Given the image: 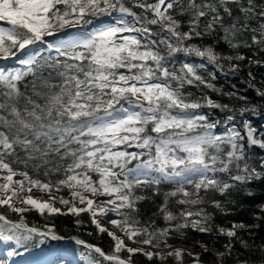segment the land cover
<instances>
[{
    "label": "snow or ice",
    "instance_id": "obj_1",
    "mask_svg": "<svg viewBox=\"0 0 264 264\" xmlns=\"http://www.w3.org/2000/svg\"><path fill=\"white\" fill-rule=\"evenodd\" d=\"M0 25H6L0 26V60L15 59L23 66L14 72L0 68V206L19 214L13 220L0 212V241L28 251L34 237L61 238L47 224L43 230L29 226L24 214L30 211L73 215L77 224L87 214L115 242L111 254L87 245L99 257L90 264H132L138 252L164 259L163 253L127 246L100 218L109 219L128 240L159 247L172 229L142 226L139 203L149 199L142 193L157 196L162 184L172 185L157 213L168 222L182 219L177 229L190 225L203 233L212 229L201 192L225 198H213L211 204L228 214V205L239 206L234 195L252 197L251 184L264 180V157L257 167L246 152L264 151V131L245 119L242 135L228 104L203 94L189 98L185 88L220 92L200 69H222L226 60L235 74L239 62L248 59L241 48L264 52V8L254 0H0ZM218 33L235 55L223 57L211 43H191ZM178 54L200 62H180L177 68ZM248 76L254 80L251 71ZM25 78L30 82L21 91ZM257 95L264 98V91L257 89ZM203 107L229 114L210 120L197 111ZM244 112L255 114V109ZM33 189H67L68 198H59L66 210L55 206V197H21ZM99 197L107 199L98 203ZM257 207L260 215L254 218L264 224V203ZM251 227L239 221L218 231L236 239L238 230ZM239 242L250 247L243 238ZM231 247L217 255L230 254ZM122 250L127 259L119 255ZM18 254L16 248L7 252ZM166 255L179 260L183 252Z\"/></svg>",
    "mask_w": 264,
    "mask_h": 264
},
{
    "label": "trees",
    "instance_id": "obj_2",
    "mask_svg": "<svg viewBox=\"0 0 264 264\" xmlns=\"http://www.w3.org/2000/svg\"><path fill=\"white\" fill-rule=\"evenodd\" d=\"M254 3L258 8H264V0H254ZM136 11H140L136 9ZM187 29V22L185 21L184 30ZM220 34L215 36H207L203 39L194 38L191 43L207 45L211 43L214 49L223 57L229 55H235L236 50L230 48L225 41L219 38ZM248 59L239 62L242 67L241 70L235 74L229 71L230 63L226 60H221L223 65L222 69L215 68L212 65H208L205 69H200V73L210 80L220 92H215L210 89H206L203 86L194 87L185 85L187 93H190L189 98L201 99L202 94L211 97L213 100L221 103L228 104L229 109L232 111L230 114L236 117L235 124L238 129L241 130L242 135L244 130L242 129L243 120L247 119L250 121L253 127L260 131H264V98L257 95V89L264 91V63L259 65L249 63V59L260 60L264 62V52L257 50V48H241L239 50ZM43 55H47L44 52ZM195 62L199 63V58L185 57L183 54H178L176 67L179 68L180 62ZM18 68V67H17ZM17 68L8 69L9 71H15ZM23 68V67H19ZM251 71L254 76V80L248 76V72ZM211 73V75H209ZM214 77V78H213ZM251 80V82H250ZM26 82H30L28 78L20 82L21 91H24ZM2 88V86H0ZM236 93L237 96L223 95L221 93ZM243 96L246 99L240 100L237 97ZM249 108L255 109V114L252 112H244L241 115V109ZM201 114H207L210 120H223L226 113L220 109H212L203 107L197 110ZM223 127L219 128V131H223ZM246 152L251 157L252 163L259 167L258 161L261 157H264V151L258 148H246ZM23 169L24 165H20ZM34 178H36L34 176ZM43 179V177H41ZM172 185L162 184L160 186V195L153 196L149 190L147 193L149 199L141 201L139 203L140 216L137 217L143 225L149 226L150 230L171 228L172 230L166 237H162V240H166L167 243H161L156 248H169L174 245H182L194 253L188 251H182L183 255L178 260L174 256H167L165 254L164 259L155 256L149 259L142 253H135L132 256V264H264V224L254 218L255 215H260L259 208L257 205L264 203V180L254 181L249 190L254 195L252 197H246L241 195H234L233 200L239 202V206L228 205L230 211L228 214L222 213L220 210L215 209L211 204V199H225L221 198L218 193L205 194L201 192L202 196H205L207 201L205 211L211 213V220L209 227L212 229L210 232H199L193 229L190 225L186 228L177 229V224L184 223L179 217L171 222L165 221L161 215L157 213L159 205L164 200V194L171 191ZM67 189L62 191H55L53 193L67 195L65 192ZM189 190H192L191 188ZM179 206H176L174 211H178ZM0 212H4L9 218L17 220L19 214L12 213L7 210L6 206H0ZM25 222L29 226H36L44 229L47 224L52 227L55 234L60 239L53 240L51 236L49 238L34 237L31 242L28 243L27 247L31 251L39 252L47 244L50 249L53 247L57 248L65 242H75L76 240H82L85 243L83 245V251L90 250L89 256L99 258L92 249H89L87 245H95L100 247L106 253L111 254L113 252L114 241L107 235V233L99 232L95 225L91 224L89 216L87 214H81L80 219L82 223L77 224L75 221L77 217L73 215H52L47 214L40 215L37 211H30L24 214ZM244 221L246 224L252 226L251 231L238 230L239 238H243L250 245L249 248H244L239 242V238H229L226 235H220L218 229L223 227L225 229L230 228L234 222ZM256 224H261L260 227H255ZM140 243V242H136ZM231 243L230 254L223 257L218 256V253L228 252V245ZM143 244V243H140ZM77 247L76 244H71ZM87 253V252H86ZM19 255V254H18ZM17 255V256H18ZM122 258L127 259L128 253L124 250L119 253ZM102 259V258H100ZM103 264H113V262L104 261Z\"/></svg>",
    "mask_w": 264,
    "mask_h": 264
},
{
    "label": "rangeland",
    "instance_id": "obj_3",
    "mask_svg": "<svg viewBox=\"0 0 264 264\" xmlns=\"http://www.w3.org/2000/svg\"><path fill=\"white\" fill-rule=\"evenodd\" d=\"M109 20H110V18L105 19L104 22L107 23V22H109ZM0 26H6V25H0ZM21 58H23V57H21ZM17 67L19 68V67H23V66L19 65L18 61H16L15 59H9V61L8 62H5V63H1L0 62V68H5V69L8 70V69L17 68ZM31 192H40V193H43V194H45L47 196H50L51 195L52 197H55L56 198L55 206L56 207H60V208L66 210V206L61 205L59 203V198H60V196L62 194H56V193H53L52 191L51 192H49V191H42V190H39V189H35V190L31 191ZM65 192H68V191L66 190ZM85 195L90 196L91 194L90 193H85ZM0 196H3L2 195V192H0ZM63 196H64V198H68V194L67 195H63ZM106 199H107L106 197H99V198H97V200L100 203H102ZM13 203H15L17 207L23 206L19 202L16 203L15 201H13ZM109 215H110V217L112 219H118V217L115 214H109ZM100 219H101L102 224L105 227H107L108 229H109L110 226H114V225H112L109 222V219L103 218V217H101ZM47 238H49V237H47ZM40 240H42V239H40ZM0 242L5 243L7 245L5 249L9 248L10 249L9 251H11L13 248H16V251L19 253L18 256L17 255H14V256H11V257L8 256V260L6 259V261L5 260H0V264H7V262L8 261H11V260H14V261L15 260L16 261L17 260H23L26 257L25 254H27L28 252L31 251L30 249H28V251H25L23 247H17L14 242H7V243L4 242V241H0ZM71 244H76L77 247H74ZM136 244L139 246L137 248H143V246H147V247L152 248V250H145L143 248L145 251L156 252V253L166 254V253H168L170 251H173L175 249H181L182 251H188L190 253H194L192 250H189L188 248H186V247H184L182 245H179V244L174 245V246L169 247V248H156V247H153L151 245H145V244H140V243H136ZM43 245L44 246L41 248V252L39 251L38 253L35 254L34 262H36V261L39 260V257L41 255H43V252L44 251L47 252L46 254H49L50 252H54L55 250H57L59 248H62L64 250L60 254H62V253H64V254L67 253L68 254L69 253L68 256L71 255L73 257H76V259L78 261H81V262L86 263V264H90V260H91V258L89 256L90 250H87L86 249V252H87L86 253L85 251L81 250V249H83V246H79L77 243H75L73 241L72 242H65L64 244H62L58 248L53 247L52 249H50V247L47 244H45V243ZM7 252L8 251H6V253ZM55 252H57V251H55ZM64 254L62 256H64ZM29 259H32V257H28L27 260H29ZM50 259H52V258H46L45 257L46 264H75V263H68L67 260L61 259L60 257L56 258L54 262H50Z\"/></svg>",
    "mask_w": 264,
    "mask_h": 264
},
{
    "label": "bare ground",
    "instance_id": "obj_4",
    "mask_svg": "<svg viewBox=\"0 0 264 264\" xmlns=\"http://www.w3.org/2000/svg\"><path fill=\"white\" fill-rule=\"evenodd\" d=\"M8 61L9 60H0L1 63H5V62H8ZM0 182H2V181H0ZM26 187H27V185H26ZM33 190H35V189H33ZM2 195H4V194L2 193ZM25 195H32L34 198L43 199V200H47L50 197H52L51 195L50 196H47V195H45L43 193H40V192H30V193L29 192H23V193H21V197H23ZM14 201L16 203H18V201H16V200H14ZM98 203H100V202L98 201ZM109 230H111V231L115 232L117 235L123 237L124 240H125V244L127 246L134 247V248L139 247L135 242H133L131 240H128L127 237L124 236V234L121 231V229H119L118 227H116V226H110L109 227ZM6 246L7 245L5 243L0 242V260H5V261H6V259L8 260V255H7L6 251H9L10 249L9 248L5 249ZM143 248L145 250H152V248L147 247V246H143ZM63 250L64 249L59 248V249L55 250L57 252L54 251V252H50L49 254H46L47 252L44 251L43 252V255H41L39 257V260L36 261V262H34V258H35V254L38 253V252L30 251L27 254H25L26 257L23 260H17V261L16 260L15 261L14 260H11V261H8L7 264H46L45 257L46 258H52V259H50V262H54L56 258L60 257L61 259L67 260L68 263L86 264V263H83L81 261H78L76 259V257H73L71 255L68 256L69 253L68 254L67 253L66 254H64V253L60 254ZM40 252H41V250H40ZM63 254H64V256H62ZM28 257H32V259L27 260Z\"/></svg>",
    "mask_w": 264,
    "mask_h": 264
}]
</instances>
